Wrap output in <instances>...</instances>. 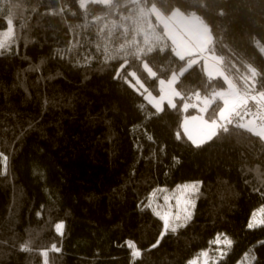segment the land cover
Instances as JSON below:
<instances>
[{
	"label": "trees",
	"instance_id": "1",
	"mask_svg": "<svg viewBox=\"0 0 264 264\" xmlns=\"http://www.w3.org/2000/svg\"><path fill=\"white\" fill-rule=\"evenodd\" d=\"M145 3L198 15L254 110L196 145L182 123L226 82L197 64L174 107L150 105L130 81L156 91L187 59L169 42L139 49L142 19L156 21L138 16L139 2L0 0V32L14 31L0 45V264H188L218 234L231 246L217 264L246 253L264 264V223L248 227L264 207V116L252 117L264 114V0ZM190 185L189 212L166 228L151 204Z\"/></svg>",
	"mask_w": 264,
	"mask_h": 264
},
{
	"label": "rangeland",
	"instance_id": "2",
	"mask_svg": "<svg viewBox=\"0 0 264 264\" xmlns=\"http://www.w3.org/2000/svg\"><path fill=\"white\" fill-rule=\"evenodd\" d=\"M103 4H108L110 0H93ZM146 0H131L139 2L138 16L154 14L156 21L151 17L142 19L143 27L140 34L135 39V44L139 49L144 50L148 47H165L164 42H169L175 55L181 59H187L184 67L179 72H174L169 78L159 81L155 91L151 85L144 83L142 80L130 81L132 85L145 95L146 101L157 110H163L166 107H174L177 103L178 91L176 84L181 75L194 65L199 64L205 75L209 78L222 77L226 82V87L216 91L211 97H197L199 104L194 106L200 113L188 115L182 123V133L194 144L200 145L213 139L217 133L220 123L226 124L232 111L237 107H243V94L238 88L230 72L223 65L218 57L211 54L209 44L212 36L209 27L196 14H186L179 9L173 11L169 16L161 14L155 6H147ZM148 9V10H146ZM14 31L12 26H8L0 32V45L8 40ZM148 73L154 76L153 70L147 68ZM220 99L222 105L218 111V120L210 121L206 114L213 103ZM191 104L185 103L183 110H188ZM264 116V114H263ZM262 117V116H261ZM264 122V117H263ZM254 133L259 129L251 127ZM195 185L182 186L172 193H167L161 198V201L155 200L151 204L156 213L164 220L166 228L175 226L182 222L185 214L191 207L190 191H195ZM180 221V222H179ZM264 223V207L259 208L248 227L253 228ZM129 247L133 248L136 256L140 251L131 243ZM231 246V240L225 234H218L215 239V246L209 249L201 250L194 256L188 264H217ZM253 258L250 253L244 256L236 264H252Z\"/></svg>",
	"mask_w": 264,
	"mask_h": 264
},
{
	"label": "built area",
	"instance_id": "3",
	"mask_svg": "<svg viewBox=\"0 0 264 264\" xmlns=\"http://www.w3.org/2000/svg\"><path fill=\"white\" fill-rule=\"evenodd\" d=\"M252 110H254V108H247L246 109L245 107H241V108H239V111H237L236 113H232L231 114V119L234 118L237 115V113H239V112H242L243 115H244L245 113H248V112H250ZM257 116H263V114H261L260 111L256 110L254 116H252V117L255 118Z\"/></svg>",
	"mask_w": 264,
	"mask_h": 264
},
{
	"label": "crops",
	"instance_id": "4",
	"mask_svg": "<svg viewBox=\"0 0 264 264\" xmlns=\"http://www.w3.org/2000/svg\"><path fill=\"white\" fill-rule=\"evenodd\" d=\"M262 137L264 138V130L260 131Z\"/></svg>",
	"mask_w": 264,
	"mask_h": 264
}]
</instances>
